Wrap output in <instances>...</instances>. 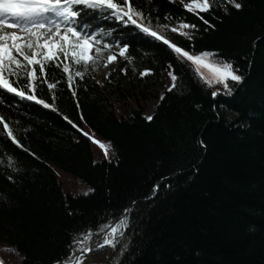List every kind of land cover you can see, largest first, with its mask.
<instances>
[{"label":"trees","instance_id":"1","mask_svg":"<svg viewBox=\"0 0 264 264\" xmlns=\"http://www.w3.org/2000/svg\"><path fill=\"white\" fill-rule=\"evenodd\" d=\"M133 2L146 15L155 9L151 26L171 43L193 55L215 53L209 60L232 63L243 81L229 79L231 93L214 98L212 91H226L222 85L209 87L197 66L169 45L137 26L90 18L115 29L109 42L129 44L131 62L117 51L111 76L101 82L90 72L75 77L73 65L71 89L68 74L48 64L47 82L59 83L49 90L38 80L35 94L53 108L0 89V114L20 141L0 132V258L63 261L74 237L92 228L97 238V226L128 207L129 227L108 264H264V0H237L242 9L227 5V14L213 0L211 14L200 15L214 27L181 3ZM165 13L173 19L166 21ZM157 16L167 29L157 27ZM177 17L198 25V33L182 30L192 39L171 30ZM169 71L178 77L176 88L161 99L152 90L165 86ZM27 82L20 78V85ZM153 97L159 102L149 121L146 103Z\"/></svg>","mask_w":264,"mask_h":264},{"label":"snow or ice","instance_id":"2","mask_svg":"<svg viewBox=\"0 0 264 264\" xmlns=\"http://www.w3.org/2000/svg\"><path fill=\"white\" fill-rule=\"evenodd\" d=\"M169 2L181 3L184 9L195 13L206 25H210V22L200 15V12L211 14L210 10L214 7L213 0H189L186 3L183 0H169ZM227 5H231L237 10L243 7V4L237 0H220L219 6L223 8L225 14L228 13ZM152 10L155 9H151L146 15L141 7L134 6L133 0H119V2L117 0H0V89L21 98L35 101L46 108H53V104L47 103L35 94L38 80L41 83H47L49 90L56 89L59 83V81L47 82L49 79L48 64L54 69H60L63 73L68 74L67 84L71 89L73 87V72L70 69L73 65L78 66L74 72L75 77L83 80L89 62L95 64L96 61L103 58L104 64L107 66L108 63L117 60V51L120 57L131 62L132 57L127 55L129 44L127 42L121 44L119 39H113L109 42L107 38L113 36L115 29H105L100 25H93L91 19L112 20L125 25L131 24L137 26L144 34L169 45L176 54L182 55L197 66L196 72L209 87L213 84L222 85L226 91L220 89L212 91L211 95L214 98L231 93L227 83L229 79L234 82L243 81L244 77L237 74L238 69L234 70L232 63L210 61L209 57L215 56V53L202 52L193 55L175 43H171L160 31L154 30L151 26ZM164 19L171 21L173 17L171 14L165 13ZM156 20L159 29L169 27V24H159V16L156 17ZM177 20L179 26L172 27L173 32H179L188 39H192L193 34L182 31L183 29H192L198 33V25L187 23L179 17ZM210 26L214 27V25ZM8 29L12 30L9 31ZM105 50H110L106 58L103 57ZM69 60L72 64L67 62ZM37 65L39 66V77ZM201 66L209 69L212 74L211 77L205 76L200 71ZM169 67L171 68V65ZM120 71L126 74L128 70L122 67ZM150 71L146 69L140 75L145 76ZM168 74L172 81L168 88V91L171 92L176 88L178 77L174 71H169ZM108 76H111V73ZM21 77H27L28 82L20 85ZM24 88H28L31 94L26 92ZM51 95L54 101L56 98L55 91H52ZM72 95H76L74 90ZM163 98L161 96V99ZM64 119L67 120L68 118L64 117ZM146 119L151 121L153 117L149 115ZM4 130H7L5 138H10L16 144H20V141L13 135L9 122L5 120L4 115L0 114V132ZM84 135H88V133H84ZM95 142L104 149L107 157L108 148L99 140ZM201 145H203V141H201ZM20 146L23 147V145ZM8 160L13 161V158L8 157ZM8 178L12 180V177ZM158 189L159 185H155L154 192ZM132 203L135 204L136 201ZM130 215L131 210L125 207L118 218L98 225L97 232L104 233V237L103 243L96 246L108 245L115 248L120 243V238L124 237V230L129 227ZM95 234L92 228H88L80 233L82 238L74 237V247L68 258L63 261L57 260L55 264H83L87 258L85 254L93 250L89 242L92 241ZM127 248L128 245L124 244L121 253ZM77 252L79 255L76 254ZM0 264H3L2 260H0ZM89 264H91L90 259Z\"/></svg>","mask_w":264,"mask_h":264},{"label":"rangeland","instance_id":"3","mask_svg":"<svg viewBox=\"0 0 264 264\" xmlns=\"http://www.w3.org/2000/svg\"><path fill=\"white\" fill-rule=\"evenodd\" d=\"M8 30L11 31L12 29H8ZM109 51L110 50H105V52L103 53V57L104 58L107 57V55L109 54ZM117 62H118V59L116 61L108 63L107 66H105L103 58L101 60H99V61H96L95 64H93V62H89V66H88L87 72L92 73V75L94 76L95 80L98 81V82H101L102 80H104L108 76L110 71L115 68ZM171 83H172L171 77L169 76L168 80L166 81L165 86L163 88H155V89L152 90V92L153 93H157L158 97L161 98V96H163L164 90L168 89L169 86L171 85ZM158 102H159V100L154 98V97L147 101V103H146L147 116H149V115L153 116V114H154V112H155V110L157 108ZM80 185L78 184L77 181L76 182H72V183H71V181H68V186L73 187L74 189H76V188L82 189L83 187L80 186ZM101 243H103V240L101 241ZM107 247H109L110 250L108 251L106 256H103V255L94 256V253L98 252L100 250H97V251H95L93 253L94 257L92 259L91 264H108L110 261H112V259H114V257L118 253V249L117 248H113L111 246H107ZM107 247H105V248H107ZM0 257L2 258V248L1 247H0ZM1 258H0V260H2ZM2 261H3V264H7L4 260H2ZM83 264H84V261H83Z\"/></svg>","mask_w":264,"mask_h":264},{"label":"water","instance_id":"4","mask_svg":"<svg viewBox=\"0 0 264 264\" xmlns=\"http://www.w3.org/2000/svg\"><path fill=\"white\" fill-rule=\"evenodd\" d=\"M156 192V191H155ZM130 209V208H129ZM103 237H104V233H101L97 238L93 239L89 244L90 246L92 247V251L90 253H86V259L84 260V264H89V259L91 260L92 262V259H93V253L97 250H101L105 247H107L108 245H104L103 247H97L96 245L97 244H102L101 241L103 240ZM77 255H79V253L77 252L76 253Z\"/></svg>","mask_w":264,"mask_h":264}]
</instances>
